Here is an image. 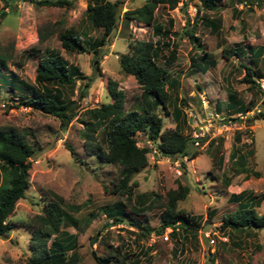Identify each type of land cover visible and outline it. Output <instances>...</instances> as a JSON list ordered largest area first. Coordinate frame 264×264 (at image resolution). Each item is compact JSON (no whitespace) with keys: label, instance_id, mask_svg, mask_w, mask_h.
Wrapping results in <instances>:
<instances>
[{"label":"rangeland","instance_id":"1","mask_svg":"<svg viewBox=\"0 0 264 264\" xmlns=\"http://www.w3.org/2000/svg\"><path fill=\"white\" fill-rule=\"evenodd\" d=\"M36 1L39 0H0V13L3 12L0 52L8 56L7 69H0V78H8L16 85L12 88L0 80V129L25 135L35 147L30 157L29 186L8 218L12 229L0 237V264H26L30 230L43 214L44 204L56 196L63 205L80 207L69 209L76 224L66 221L61 225L62 232L77 235L79 264H94L92 251L106 257L120 245L132 258L149 257L151 264H212L209 257L214 258L213 264H264V228L242 231L220 228L223 217L237 208V203L229 198L231 193L246 190L257 195L262 201L255 209L258 214L264 210V118H256L259 111H264V91L261 86L251 90L242 82L243 64L264 74V0H218L217 9L203 10L204 15L219 19L220 28L213 32L199 23L195 32L201 39V47H193V42L183 34L187 21L192 20L187 6L177 4L173 9L165 4L158 6L154 23L167 27L168 19H172L171 30L176 34L170 35V46L161 50L157 62L177 79V85L169 91L183 116L174 118L170 105L167 110L159 106L157 112L162 117L163 129H173L177 121L185 119L182 131L189 138L188 150L198 154L192 159L165 156L148 140L146 132H138L137 144L148 146L150 152L147 166L134 173L129 182L133 191L130 199L112 193L119 167L91 156L83 146L80 119L85 109L111 101L108 80L116 82L124 93L126 110L140 108L141 88L131 74L123 72L119 56L127 52L129 40L155 41L157 36L151 25L132 21L124 28L119 19L101 48L99 71L94 72L93 53L66 52L59 40L60 32L66 30H87L92 37L101 35L102 29L90 27L86 19L91 0H66L69 5L56 6ZM109 1H122L120 14L143 3V0ZM175 44V60L163 64ZM236 45L244 47L241 57L232 56L228 60L222 57V48ZM259 48L261 55L256 54ZM52 49L92 77L81 100L77 97L86 80H77L73 93L66 91L79 106L66 128H62L59 118L20 105L17 100L20 94L30 93V85L36 83L35 69L40 57ZM229 88L244 103L253 98L252 110L244 114L229 111ZM198 126L209 133L207 137L214 136L195 145L192 135ZM96 134L99 140L102 131ZM243 143L248 145L246 149L254 150L253 156L247 158L246 168L251 172L248 177L230 159L232 147ZM254 171L260 176H254ZM226 178L230 179L229 185ZM178 184L190 188L185 199L177 202V209L200 223L196 237L184 239L181 232L172 236L170 229L159 235L152 232L148 237H136L138 230L130 221L111 222L104 213L105 207L120 200L126 205L130 220L138 219L142 225L156 229L160 225V203L165 201L166 192L176 189ZM138 196L147 198L146 204L150 199L156 200L154 207L141 215L133 214L129 207L141 206Z\"/></svg>","mask_w":264,"mask_h":264},{"label":"trees","instance_id":"2","mask_svg":"<svg viewBox=\"0 0 264 264\" xmlns=\"http://www.w3.org/2000/svg\"><path fill=\"white\" fill-rule=\"evenodd\" d=\"M33 1V0H26ZM178 0H143L140 6L127 9L120 14L122 1L111 2L109 0H91L87 4L86 19L92 28L102 29L98 37L89 36L87 30L77 32L75 30L62 31L59 34L61 47L66 52L93 53L94 72L99 71V62L102 57L101 48L107 42L114 29L122 20V25L127 28L132 21L151 25L153 33L157 36L153 40H129L128 50L120 54L119 64L123 72L131 74L141 88L142 105L140 108L125 109L124 93L118 89L117 83L108 80L107 87L111 101L102 103L93 108L83 111L81 122L83 123L82 138L83 146L99 161L117 165L118 180L112 193L130 199L133 195L129 182L134 173L140 171L148 164V146H139L135 135L138 132H146L148 140L155 143L156 150L171 157H187L192 159L198 152L188 150L189 138L183 134L181 123L176 122L173 129H163L162 117L157 112L161 106L167 110L172 106L173 117L178 119L183 116L180 105L172 97L169 88L177 85V79L167 69L157 62L159 54L164 47H169L172 32V19H168L167 27L161 23H154L155 11L159 5L165 4L170 9L177 6ZM189 3L196 6L197 11L192 20H188L183 34L192 42L193 47H201V39L195 30L199 23L217 32L220 28L219 19L204 15L203 10H215L219 5L218 0H186L184 6ZM36 4L56 6L67 4L66 0H39ZM186 8V7H185ZM3 16V12L0 13ZM190 26V27H189ZM167 40V41H165ZM176 44L169 51V55L163 60V64L169 65L176 58ZM253 54V49L250 50ZM222 57L230 59L232 56L241 57L244 53L242 45L222 48ZM206 54V53H204ZM203 60L204 57L201 56ZM8 56L0 52V69H7ZM242 82L248 84L249 89L259 88L257 79L263 78L264 74L257 72L251 65L243 64ZM86 80L79 90L78 99L87 94L92 77L81 72L76 65L69 64L60 51L50 50L43 54L35 69V85H30V93L18 96L20 105L30 107L59 118L62 128H66L69 122L76 116L79 109L76 101L71 99L70 93L74 92L77 80ZM1 84L9 83L13 88L15 83L8 78H0ZM23 84L24 82L21 81ZM227 107L232 113L244 114L252 110L253 98L244 103L238 98L237 92L228 89ZM264 118V111H259L256 118ZM231 120L239 121V117H230ZM102 131V137L97 140V132ZM244 145V147H242ZM242 146H234L230 151V159L239 168L240 172H246L248 177L251 172L246 168L248 156H253L254 150L246 143ZM244 148V150H243ZM75 155L74 149L69 146ZM35 147L25 135L12 129H0V172L2 182L0 184V237L6 235L12 224L8 222L13 213L17 201L24 198L25 191L29 186V170L31 168L30 157L34 154ZM75 158V157H74ZM184 164V163H183ZM256 177L258 171L252 172ZM226 184L230 179L226 178ZM106 190L107 188L104 187ZM190 188L187 185L178 184L176 189L166 192V199L160 203V225L153 229L142 225L138 219L130 220L126 211V205L119 200L114 206L105 207L104 213L111 222L130 221L129 224L137 228L136 237H148L152 232L157 235L164 230L170 229L169 234L174 236L179 232L183 238L196 237L200 223L193 220L184 211L177 209V202L185 199ZM158 197V196H157ZM161 196H159L160 198ZM237 203V208L225 215L220 224L221 229L230 231H242L246 228H264V210L258 214L255 207L259 206L262 198L246 190L239 193H231L229 196ZM138 196L141 206L130 205V211L135 215H141L154 207L156 200ZM80 207L66 206L62 199L56 196L55 200L44 204L43 214L37 219L30 230L29 256L26 264H79L80 257L77 251V235L61 231V225L69 221L76 224V220L69 213V209L77 210ZM61 232V233H60ZM60 234L62 236H60ZM110 246V245H109ZM94 264H151L149 257L143 260L141 255L133 258L120 245L113 253L102 256L92 251ZM210 263L214 258L209 257Z\"/></svg>","mask_w":264,"mask_h":264},{"label":"built area","instance_id":"3","mask_svg":"<svg viewBox=\"0 0 264 264\" xmlns=\"http://www.w3.org/2000/svg\"><path fill=\"white\" fill-rule=\"evenodd\" d=\"M186 0H178V6H184ZM187 11L188 16L192 19L194 15L196 14L197 8L193 4L189 3L187 7L185 8ZM257 83L259 86H261L262 90L264 91V80L263 78H260L257 80ZM222 120V119H221ZM225 124V123H223ZM198 129L193 132L192 139L194 140L195 145H199L200 141H203L205 138L206 142H208L214 135H207L209 134L207 131L203 129V126H198ZM207 132V133H206ZM179 172V171H178ZM209 236V235H208ZM210 237V236H209ZM213 241V239H211Z\"/></svg>","mask_w":264,"mask_h":264},{"label":"crops","instance_id":"4","mask_svg":"<svg viewBox=\"0 0 264 264\" xmlns=\"http://www.w3.org/2000/svg\"><path fill=\"white\" fill-rule=\"evenodd\" d=\"M256 54H260L261 55V52H260V48L256 51ZM228 60V59H227ZM228 99V98H227ZM228 102V101H227ZM239 193V192H238Z\"/></svg>","mask_w":264,"mask_h":264},{"label":"clouds","instance_id":"5","mask_svg":"<svg viewBox=\"0 0 264 264\" xmlns=\"http://www.w3.org/2000/svg\"><path fill=\"white\" fill-rule=\"evenodd\" d=\"M258 80V79H257Z\"/></svg>","mask_w":264,"mask_h":264}]
</instances>
